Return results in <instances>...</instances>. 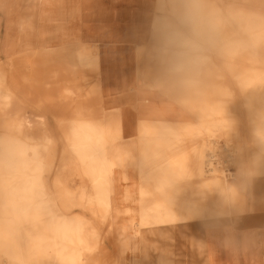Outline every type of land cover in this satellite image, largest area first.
Masks as SVG:
<instances>
[{"label": "rangeland", "instance_id": "374dc122", "mask_svg": "<svg viewBox=\"0 0 264 264\" xmlns=\"http://www.w3.org/2000/svg\"><path fill=\"white\" fill-rule=\"evenodd\" d=\"M89 1L88 25L78 19L67 23L79 12L68 7L69 0L35 2V38L18 39L0 53V91L6 96L0 95V253L11 256L1 257L0 264H172L173 241L198 239H210L222 264H264V172L255 175L264 167V0H199L198 25L190 22L185 0ZM43 5L48 14L38 8ZM25 24L19 29L32 28ZM91 25L112 35L110 47L117 51L110 50L111 61L128 67L126 75H136L138 67L162 79L151 90L153 103L126 98L143 114L138 120L143 126L163 123L177 130L213 118L229 125L226 132L218 128V136L232 152L230 171L249 185L246 206L236 217L199 222L193 216L195 226L187 229L167 220L148 226V211L139 212L143 178L136 167L126 170L118 163L133 143H112L95 162L79 160L92 138L80 114L91 105L64 88L80 89L84 76L94 78L90 67L97 66H71L50 49L60 53L85 46L88 51ZM106 98L101 97L102 107L113 108ZM127 122L131 134L134 119ZM181 140L189 155L186 139ZM148 146L141 147L145 155ZM147 171L144 180L153 182V168ZM100 184L102 202L93 198ZM132 215L138 228L122 231ZM196 228L200 238L193 234ZM186 233L195 239H186ZM177 262L201 264L188 257Z\"/></svg>", "mask_w": 264, "mask_h": 264}, {"label": "bare ground", "instance_id": "6f19581e", "mask_svg": "<svg viewBox=\"0 0 264 264\" xmlns=\"http://www.w3.org/2000/svg\"><path fill=\"white\" fill-rule=\"evenodd\" d=\"M157 1L160 2V0ZM27 26L25 23L20 24L21 28ZM11 49L12 52L17 51L16 47ZM119 55L122 54L119 53ZM113 67L118 66L113 63ZM133 80H135V86H130V81ZM161 82L162 79L156 80L154 73L140 71L136 67V75L127 79L123 84V90L128 92L125 97H131L139 104L153 103L155 99L151 90ZM4 94L5 92L0 91V95L5 96ZM101 97L95 111L96 115L80 116V122L90 127L92 138H87L91 145L79 155L77 153L78 158L84 164L95 162L96 157L111 146L110 144L120 141L133 143L134 148L124 150L118 163H121L126 170L136 167L139 178H143L141 186H145L140 191L139 212L142 215V210L148 211L146 212L149 218L148 226L167 220L170 221L168 225L182 223V226L187 229L189 226H195L196 221L193 220L195 217L199 218V222L201 219L221 216L236 217L244 209L249 185L245 180L237 179V176L230 171L232 152L229 150L227 140H221L218 136V128H222L224 132L229 128L227 123L222 122L223 119L194 121L177 130L163 123L158 127L154 125L146 127L138 121L135 126V136L127 138L124 130V116L127 108L119 109L115 106L105 109L100 104ZM142 99L144 102L141 101ZM131 105V103L127 104L130 109L138 110V106L134 105L136 108H133ZM79 131L82 130H77L75 134L80 135ZM182 138L186 139L184 141L190 147L189 155L181 149ZM146 142L149 146L145 155V149L141 147H144ZM154 148H156L155 152L151 153ZM147 167L153 168L152 177L156 178L153 182L144 180L149 173ZM262 172H264V167L261 165L255 169L256 176ZM103 180L102 177L100 181ZM101 185L93 197L98 202L106 198ZM262 186L264 188V183ZM29 190L33 191L32 188ZM43 195L45 196L44 193ZM126 221L121 228L122 231L138 228L134 215L128 217ZM152 228L157 227H150L151 230ZM197 231V228L195 231L193 229V234L200 238ZM184 236L186 239H195L193 236L190 238L187 233ZM196 256L200 257V254L196 253ZM1 257L11 258L6 252L0 253ZM116 264L122 263L116 262Z\"/></svg>", "mask_w": 264, "mask_h": 264}, {"label": "crops", "instance_id": "0c3cea01", "mask_svg": "<svg viewBox=\"0 0 264 264\" xmlns=\"http://www.w3.org/2000/svg\"><path fill=\"white\" fill-rule=\"evenodd\" d=\"M40 0H0V53L2 52L3 47H9L12 44L18 45L16 41L18 39L28 41V39L35 38L34 36V19H35V2ZM45 1V0H44ZM69 8L74 9L76 12L79 10L76 19L68 20L67 23H76L79 20V23L82 25H88V6L90 4L89 0H69ZM162 0H160L161 3ZM42 2V1H41ZM66 5V4H65ZM40 8L43 12L47 11L48 14V6L43 5ZM47 16L42 18L41 24L43 29L48 25ZM78 19V20H77ZM26 21H30V25L32 28L30 29H19L20 23H25ZM38 21L37 24L38 25ZM154 26V25H153ZM88 28V26H87ZM89 29V28H88ZM90 30V29H89ZM76 31V30H75ZM91 32L88 35V47L87 51L85 46L81 47H68L63 48V51L59 53L61 49L55 51V47L50 49V52H57V55L61 57L64 55V59L66 61L70 60L71 66L86 68L87 66H97L90 67L94 69V78L91 79L89 76H84V81L87 80L86 84L81 83L80 89L77 87H65L64 90L70 92L71 94H79L81 97L82 104H90L91 106L85 112L88 115H96V109L99 104L98 97H104L106 95V99L111 100V106L115 107L116 105L123 106V108H127L124 116V130L127 138H132L135 136V126L139 119H142L143 114H138L134 109H130L126 104V95L127 91L123 90L124 82L127 79H130L128 75H126V70L128 67H112L113 63L111 61L112 55L110 50L115 49L116 47L112 46L111 43L112 35L107 30L101 29V31H95L93 26L91 25ZM78 32V30H77ZM7 38L11 41H7ZM65 37H60L63 39ZM70 38V37H67ZM16 43V44H15ZM106 44V45H105ZM111 44V45H110ZM6 45V46H4ZM116 50V49H115ZM117 51V50H116ZM118 57V56H117ZM137 59V57H136ZM110 64V65H109ZM136 64L137 60H136ZM109 65V66H108ZM100 67V68H99ZM100 73V74H99ZM99 75V78H98ZM89 77V78H87ZM133 77V76H132ZM131 77V78H132ZM99 79V80H98ZM92 82H94L92 84ZM100 88V91H99ZM78 89V90H77ZM94 105V106H93ZM128 109L130 111H128ZM81 112L80 115H85ZM90 117V116H89ZM134 119L132 131L133 133L128 134L129 127L127 126V119ZM146 118V117H145ZM198 242V243H197ZM196 243L194 241H185V244H181L178 241H173V263L178 264L177 260L180 257H188V258H197L201 264H222L221 260H218L212 254L210 239L198 240ZM262 242V241H261ZM197 245V246H196ZM200 250V251H199ZM200 254V257L196 256ZM177 254V256H176ZM179 254V255H178ZM139 260L137 261L138 264ZM261 263V260H258V264ZM133 264H136L135 262ZM150 264V262H149Z\"/></svg>", "mask_w": 264, "mask_h": 264}, {"label": "clouds", "instance_id": "9594fccd", "mask_svg": "<svg viewBox=\"0 0 264 264\" xmlns=\"http://www.w3.org/2000/svg\"><path fill=\"white\" fill-rule=\"evenodd\" d=\"M188 18L193 25H198L202 19V10L199 0H185Z\"/></svg>", "mask_w": 264, "mask_h": 264}]
</instances>
